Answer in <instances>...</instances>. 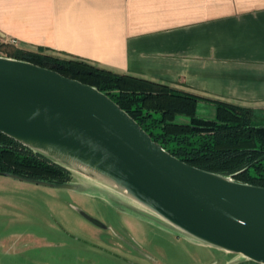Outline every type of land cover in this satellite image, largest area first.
Listing matches in <instances>:
<instances>
[{"label":"water","instance_id":"1","mask_svg":"<svg viewBox=\"0 0 264 264\" xmlns=\"http://www.w3.org/2000/svg\"><path fill=\"white\" fill-rule=\"evenodd\" d=\"M0 133L123 198L133 213L235 254L226 264H264V187L178 159L97 87L0 55Z\"/></svg>","mask_w":264,"mask_h":264},{"label":"crops","instance_id":"2","mask_svg":"<svg viewBox=\"0 0 264 264\" xmlns=\"http://www.w3.org/2000/svg\"><path fill=\"white\" fill-rule=\"evenodd\" d=\"M264 109V0H0V41Z\"/></svg>","mask_w":264,"mask_h":264},{"label":"rangeland","instance_id":"3","mask_svg":"<svg viewBox=\"0 0 264 264\" xmlns=\"http://www.w3.org/2000/svg\"><path fill=\"white\" fill-rule=\"evenodd\" d=\"M69 183L78 188L0 174V264H226L237 258L133 213L123 198L85 178L71 176Z\"/></svg>","mask_w":264,"mask_h":264},{"label":"trees","instance_id":"4","mask_svg":"<svg viewBox=\"0 0 264 264\" xmlns=\"http://www.w3.org/2000/svg\"><path fill=\"white\" fill-rule=\"evenodd\" d=\"M5 56L52 69L97 87L178 159L203 170L264 187V109L210 100L213 118L196 114L198 95L118 73L88 61L0 42ZM0 174L62 183L70 173L0 133ZM257 264L252 261H245ZM241 262V263H245ZM239 263V264H241Z\"/></svg>","mask_w":264,"mask_h":264},{"label":"built area","instance_id":"5","mask_svg":"<svg viewBox=\"0 0 264 264\" xmlns=\"http://www.w3.org/2000/svg\"><path fill=\"white\" fill-rule=\"evenodd\" d=\"M9 42L13 43V40H10Z\"/></svg>","mask_w":264,"mask_h":264},{"label":"flooded vegetation","instance_id":"6","mask_svg":"<svg viewBox=\"0 0 264 264\" xmlns=\"http://www.w3.org/2000/svg\"><path fill=\"white\" fill-rule=\"evenodd\" d=\"M70 178V177H69Z\"/></svg>","mask_w":264,"mask_h":264}]
</instances>
